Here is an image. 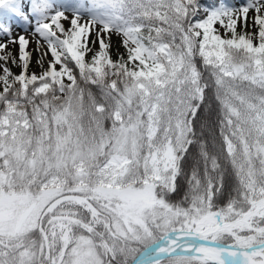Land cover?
<instances>
[{
	"label": "snow or ice",
	"instance_id": "obj_1",
	"mask_svg": "<svg viewBox=\"0 0 264 264\" xmlns=\"http://www.w3.org/2000/svg\"><path fill=\"white\" fill-rule=\"evenodd\" d=\"M173 257L264 264V0H0V264Z\"/></svg>",
	"mask_w": 264,
	"mask_h": 264
},
{
	"label": "trees",
	"instance_id": "obj_2",
	"mask_svg": "<svg viewBox=\"0 0 264 264\" xmlns=\"http://www.w3.org/2000/svg\"><path fill=\"white\" fill-rule=\"evenodd\" d=\"M183 191V190H182ZM179 196H177L175 199H177V200H179ZM161 234H157L155 237H153L152 239H155V238H157L158 236H160ZM152 239H150V240H152ZM150 240H148V241H150ZM147 241V242H148ZM176 260H177V258L176 257H173L172 259H163V261H162V264H176Z\"/></svg>",
	"mask_w": 264,
	"mask_h": 264
},
{
	"label": "water",
	"instance_id": "obj_3",
	"mask_svg": "<svg viewBox=\"0 0 264 264\" xmlns=\"http://www.w3.org/2000/svg\"><path fill=\"white\" fill-rule=\"evenodd\" d=\"M162 238H163V237H162V235H161L160 237H158V238L152 240V241L149 242V243H153V242H155V241H157V240H161ZM180 243H181V244H185V245H187V244L190 243V241H189L188 239H185V240H182ZM177 251L180 252V253L182 254L183 252L187 251V249H186V248H178Z\"/></svg>",
	"mask_w": 264,
	"mask_h": 264
},
{
	"label": "rangeland",
	"instance_id": "obj_4",
	"mask_svg": "<svg viewBox=\"0 0 264 264\" xmlns=\"http://www.w3.org/2000/svg\"><path fill=\"white\" fill-rule=\"evenodd\" d=\"M152 239V238H151ZM151 241V240H150ZM150 241H148L147 243H149Z\"/></svg>",
	"mask_w": 264,
	"mask_h": 264
}]
</instances>
